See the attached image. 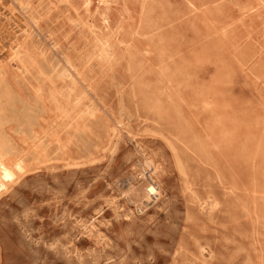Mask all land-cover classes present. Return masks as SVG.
<instances>
[{
	"label": "rangeland",
	"instance_id": "374dc122",
	"mask_svg": "<svg viewBox=\"0 0 264 264\" xmlns=\"http://www.w3.org/2000/svg\"><path fill=\"white\" fill-rule=\"evenodd\" d=\"M4 3L18 24L29 3L37 28L34 76L1 69L3 127L30 166L0 198V264H264V0ZM145 158L157 202L131 191L155 193Z\"/></svg>",
	"mask_w": 264,
	"mask_h": 264
},
{
	"label": "bare ground",
	"instance_id": "6f19581e",
	"mask_svg": "<svg viewBox=\"0 0 264 264\" xmlns=\"http://www.w3.org/2000/svg\"><path fill=\"white\" fill-rule=\"evenodd\" d=\"M5 1L6 0H0V5L5 4L4 3ZM99 2L102 3L103 5H109V0H99ZM29 6H30V4L27 3L26 6H24V7L21 6L19 8V12H20L21 17L23 19V23H21V24H18V21H20V20L19 19L17 20L16 15H15V13L12 10L8 11V12L7 11H3L2 7L0 6V24L4 23L5 27H6V30H9L8 31V36H9L8 41L5 44H3V46H0L2 51H4L6 46L8 48V49H6L7 52H8L7 60L6 61H1L0 60V76H1V73H2L1 69H3L6 66H11L13 63L18 64V68L20 70V74L21 75L25 76L27 74H31L32 77L34 76V74L31 73V70L29 68V64H30V58L29 57L30 56H29V54H27V45H28L29 42L32 41L33 36L35 35V27L37 28V23H36V19L31 14V12L27 11V10H29ZM102 21L104 23V26L106 28H109L110 22H109V17L107 15L102 17ZM92 32H94V29L92 30ZM97 41L100 42L101 52L109 53V43L107 42V40L103 41L102 38H99V39H97ZM38 49H39V54H43V55H45L46 52L48 51V49L43 47L41 44H38ZM39 73H40L39 75H44V72H43L42 69H39ZM67 75H68L67 77L70 79V82L75 85L77 83L76 82V78H74V76L71 73H69ZM3 76H4V74H3ZM6 76H7V74H6ZM35 77H36V80H39L37 76H35ZM3 79H1V81ZM50 83H51V81H50ZM0 85H1V83H0ZM4 86H6V85H4ZM9 86H11V85H9ZM0 88H1V86H0ZM42 89H43L42 86L37 85L36 86V90L34 92L36 97L39 98L40 100H41V98L44 97V94L42 93ZM1 95H6L7 96V103L12 105L13 99L15 97L13 96V94L10 93V91H8V90H0V98H1ZM52 96H54V94H52ZM81 99H82L81 96L75 98L76 105H79L81 103ZM91 103H92V101H91ZM4 110H5V106L2 105L1 100H0V198H1V196L3 194H5V192H7L10 189V187H12L15 183L18 182V180L22 177V175L28 171V168L30 166L29 165L30 163H28V160L25 157L26 154L24 155V154H21V152L16 151L15 147L11 144V140H10L9 136L7 135L6 130L3 127V124H4L5 120H6L4 115H3V113L5 112ZM8 113H9V111H8ZM23 113H25V112H23ZM77 114H79L80 117H84V115H87V114L94 115V110H92L91 107L86 106L85 108H81L77 112ZM23 117L26 120V124L28 123L29 125H33V116H31V114L25 113L23 115ZM16 119L19 120V118H17V117H16ZM10 120H11V117H10ZM18 120H16V121L18 122ZM11 122H13V121H11ZM6 124H8V123H6ZM26 124L24 123V125H26ZM18 125H20V124L18 123ZM26 127H28V125ZM29 128H31V127L29 126L28 129ZM33 129H34V127H33ZM35 131L36 130H34V135H35ZM24 133H25V131H24ZM121 134H122V129L121 128H115L113 130V136L120 137ZM24 135H26V134H24ZM35 137H36V135H35ZM32 145H33L32 147H35V151L37 152V154H36L37 156H34L33 159H37L38 156H43L41 152L46 149L45 146H44L43 140L41 138H39L38 142H35ZM25 152H27V151H25ZM144 170L148 171L146 173H149V178L152 181H154L155 187L153 188V191H155V193L150 192L149 190H146V189H143V188H132L131 191L136 196L141 194L142 203L143 202H149V201L157 202L158 200H160L162 198V195H163L162 191H161L160 184L157 181L158 171H159L158 170V166L151 159L145 158V160H144ZM142 176L145 177V173H143ZM146 177H147V175H146ZM127 192L123 193L124 197L125 196L129 197L128 196L129 193H127ZM146 206H148V205H146ZM80 226L87 233L97 234L98 238L102 237L101 234L99 233L98 229H97V225L94 222H92V221L90 223H86L85 222L84 224H80Z\"/></svg>",
	"mask_w": 264,
	"mask_h": 264
}]
</instances>
